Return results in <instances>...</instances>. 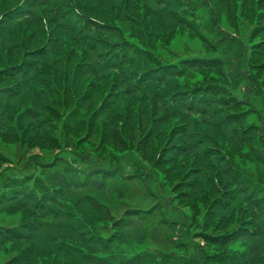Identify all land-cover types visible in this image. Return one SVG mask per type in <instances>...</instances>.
I'll return each mask as SVG.
<instances>
[{"label":"trees","instance_id":"16d2710c","mask_svg":"<svg viewBox=\"0 0 264 264\" xmlns=\"http://www.w3.org/2000/svg\"><path fill=\"white\" fill-rule=\"evenodd\" d=\"M201 6L208 19L196 25ZM248 17L250 78L247 49L220 31ZM0 19V264L58 255L70 264H264V174L241 166L253 160L264 173V126L247 122L250 106L237 94L243 83L264 100V0H0ZM24 26L37 28L39 45L13 37ZM175 31L198 36L209 59L188 63L192 54L168 50ZM29 48L27 64L19 58ZM189 71L203 80L183 83ZM98 134L100 152L128 153L131 164L94 160L88 147L78 163L53 154ZM2 144L22 152L11 159ZM146 167L167 190L148 206L120 194L116 211L77 196L114 177L154 197ZM62 201L79 206V218L56 221L58 237L45 245V216ZM139 226L147 250L112 252L118 234ZM72 240L89 252L73 255Z\"/></svg>","mask_w":264,"mask_h":264},{"label":"rangeland","instance_id":"374dc122","mask_svg":"<svg viewBox=\"0 0 264 264\" xmlns=\"http://www.w3.org/2000/svg\"><path fill=\"white\" fill-rule=\"evenodd\" d=\"M198 18L196 22L197 23L200 21L201 23L203 21H205L206 19H208V17L206 16V12L202 6L199 7L198 9ZM253 17H248L246 19H240L237 22L236 27L231 28L228 24L225 23V21H222L220 24V31L224 32V34L226 36H232V37H237L239 41L245 46V48L247 49V54L245 55L244 58V67L248 70L249 72V78L250 75L252 73H254V68L252 69L250 66V56H251V48H252V42H251V33L252 31H254L253 29ZM2 23V20L0 19V24ZM200 23V24H201ZM252 23V25H251ZM2 31V30H1ZM178 32V31H177ZM80 35L78 36V38L80 39L83 35L82 30H80ZM23 36H25L26 38H28L29 40H31V42L33 43V45H39V39H40V34L38 33L37 28H35L34 26H24L22 27L19 32L14 35L13 37H18L19 39L22 38ZM260 37H257L256 39H254L255 42L258 41ZM17 39V40H19ZM212 40H216V39H212ZM210 41V40H209ZM33 46V47H34ZM207 46L203 41H201L199 39L198 36L196 35H192L191 33L189 34L188 32L185 33H174V40L171 42V44L168 47V50H172L174 52H176L177 57H181L184 54H192V56L187 55L186 57H184L183 59H191L189 61H186L188 63H193V59H209L210 55H207V48L205 47ZM251 47V48H250ZM158 51H161L163 53V55L167 58H175L176 55H172L171 53H169L168 50H165L164 47L158 46ZM34 49L35 48H29L28 50L25 49L23 52L27 51L26 53L21 52L20 55L24 62L26 58H29V60L27 61V64H29V61L32 60L31 56L34 55ZM250 49V50H249ZM197 54V55H194ZM180 60V59H179ZM182 60V59H181ZM32 62V61H30ZM178 62V61H177ZM252 62L254 63V60H252ZM210 78L209 76H207L205 79ZM203 78L202 76L198 75L197 73H193V71H189L187 75H185L184 77L181 78V81L183 83H196L198 81H202ZM247 85V84H246ZM245 84H241L239 87V91L237 94L238 97H240V95H242L243 97H240L242 99V101H246L247 104L250 106V109L248 110V115H247V122L249 124H254L257 126H264V100L260 97L256 98V97H252L251 93H250V89H248V87H246ZM240 92V93H239ZM96 143L95 141L92 144H83L81 145L79 148H76L77 146H74V149L71 147L70 143H69V147H64V148H59L57 150H54L55 155H60L69 159H73L75 162H81V159L76 155V152L78 151V149H86L87 147L90 149L89 153H85L84 156L88 155V154H92L93 159L95 160L96 156H102L105 158H108L107 162H109L110 164L113 165H121L123 167L128 166L129 164H131V161L133 160V157L128 154V153H115L114 157L109 156L108 154L102 153L100 151H102V149L100 147L101 144L99 143L101 141V138L98 134L97 139H96ZM1 147L8 153L9 156L11 157V159H14L15 155H18L19 153H21V148L20 147H16L14 145L11 144H2ZM43 148L38 144V146L35 147V152L36 153H41L44 155H49L52 156L46 152H44L42 150ZM73 149V150H72ZM75 154V156H74ZM106 163V162H105ZM12 166V164H5L3 165V169H9V168H14V167H10ZM242 167L249 169L253 172H255L257 175H262L264 174L261 171V166L259 164H256L253 160L251 161H247L242 163L241 165ZM146 170L149 171L150 176L148 175V177L150 178V184L152 187V190L155 194L154 197H148L145 195L144 193V189L143 186L140 184H137L135 186H133L132 188H128L127 190V186L126 183L123 180H120L119 178H110L108 180H104V187L102 188V190H98V189H82V191H80L79 193H77V196H82V198H93L95 200H99V201H106V204H108L109 206L113 207L116 211L117 209L120 207L119 204V199H121L120 194H125V195H130L131 199H132V203L134 204H140V205H144V206H148L149 204H151L154 200H156V196L161 194V195H165L167 190L163 189L164 186L163 184V179L161 177H159V175L156 173V171H154L152 168L150 167H146ZM8 173H6L5 175H7ZM125 196V199L128 197ZM63 206H53V208H55V212L53 214H49L45 216V220L47 222V226H43L41 229V236L43 242L45 243V245L51 243L53 244L55 241H53V238H57L58 237V233L56 232L53 224L58 221V220H64L65 218H68V220L70 219V226L72 225L73 222H75L76 219L79 218V216H77V213L75 211H77V207H72V205H67L68 207H66V204L64 201H62ZM76 208V209H75ZM88 212H91L95 217H98V214L95 213L97 211H92V210H87ZM59 214L61 216H59ZM64 214V215H62ZM71 216V218H70ZM109 233V235H111V232H106ZM128 236H124L123 239V235L120 233L118 234V240L114 241L112 244V252L114 253H119L121 255H135V253H138L140 251L143 250H147L149 248V242L146 241V234H147V230L145 229V227L143 226H139L138 229H136L135 231H131L127 233ZM126 235V234H125ZM101 238L103 239H114L115 236L113 238L108 237V238H104L106 236V234L100 233ZM104 236V237H102ZM141 236H143V238H141ZM137 237H139V239H137ZM72 243H74L75 245H77V247H71L70 249L74 252L73 255L78 254V253H82V252H89V251H84L82 249L81 244L80 243H76V241L72 240ZM102 255V253H101ZM6 258V257H5ZM45 264H70L69 260L67 258H65L63 255H58V257H51L50 258V262L47 263L44 262Z\"/></svg>","mask_w":264,"mask_h":264}]
</instances>
